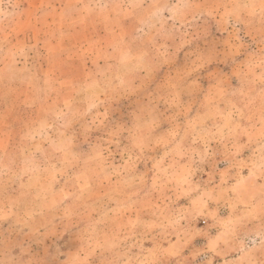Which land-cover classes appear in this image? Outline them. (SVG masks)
<instances>
[{"label":"clouds","instance_id":"clouds-1","mask_svg":"<svg viewBox=\"0 0 264 264\" xmlns=\"http://www.w3.org/2000/svg\"><path fill=\"white\" fill-rule=\"evenodd\" d=\"M89 8L107 27L70 103L0 144V264H264V0ZM212 26L225 47L158 83Z\"/></svg>","mask_w":264,"mask_h":264},{"label":"rangeland","instance_id":"rangeland-1","mask_svg":"<svg viewBox=\"0 0 264 264\" xmlns=\"http://www.w3.org/2000/svg\"><path fill=\"white\" fill-rule=\"evenodd\" d=\"M95 0H7L0 10V144L17 151L20 130L36 117L43 99L58 107L70 103V86L82 70L91 67L92 49L106 32V20L89 5ZM229 37L212 26L206 37L186 45L175 59L161 67L156 81L163 83L194 55L223 49ZM258 37L244 36L247 51H257ZM190 54V55H189ZM216 57L210 68L229 73L230 62ZM207 87L209 81H201ZM119 116V113H117ZM9 201L10 189L0 191ZM7 226V225H5ZM199 227L203 222H199Z\"/></svg>","mask_w":264,"mask_h":264},{"label":"crops","instance_id":"crops-1","mask_svg":"<svg viewBox=\"0 0 264 264\" xmlns=\"http://www.w3.org/2000/svg\"><path fill=\"white\" fill-rule=\"evenodd\" d=\"M102 35H104V33H101L100 35H97V36H102Z\"/></svg>","mask_w":264,"mask_h":264}]
</instances>
